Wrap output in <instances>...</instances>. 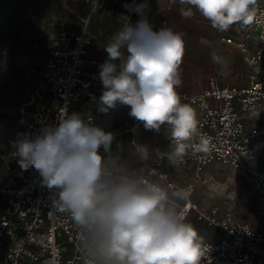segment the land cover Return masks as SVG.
I'll return each instance as SVG.
<instances>
[{"label": "clouds", "instance_id": "obj_1", "mask_svg": "<svg viewBox=\"0 0 264 264\" xmlns=\"http://www.w3.org/2000/svg\"><path fill=\"white\" fill-rule=\"evenodd\" d=\"M181 15L193 9L218 31L245 28L256 21L257 0H178ZM140 18L119 27L104 45L107 59L99 66L103 85L100 110L117 103L147 130L170 126L179 141L173 155L181 158L184 141L197 134L193 107L182 103L179 66L184 40L170 27L153 30L147 0L124 5ZM114 135L72 113L35 134H20L5 159L34 168L42 184L54 189V208L68 213L82 245L99 264H201L210 246L187 220V188L166 187L152 179L153 168L122 164L111 152ZM208 141L197 146L207 151ZM141 159L143 157L141 156Z\"/></svg>", "mask_w": 264, "mask_h": 264}, {"label": "built area", "instance_id": "obj_2", "mask_svg": "<svg viewBox=\"0 0 264 264\" xmlns=\"http://www.w3.org/2000/svg\"><path fill=\"white\" fill-rule=\"evenodd\" d=\"M82 1L87 8L76 14L79 27L60 30L50 40L38 71L42 83L18 109L17 126L0 152V264L97 263L83 247V236L70 215L54 208L55 190L42 184L34 168L24 170L14 159L5 163L18 135H35L42 126L58 123L74 113L84 98L100 101L95 87L100 82L99 66L105 59L89 54L95 41L88 27L96 10L130 16L133 12L124 5L131 6L132 2ZM255 7L257 19L252 25H233L219 34L220 42L241 53L248 67L247 82L221 83L215 74H210L200 91L179 94L181 100L196 109L198 121L197 134L184 141L187 147L181 158L173 155L180 142L171 134V150L166 153L157 144L145 146L136 140L134 133L139 123L124 129L132 132L131 144L141 162L153 168L152 179L163 186L187 188L191 195L195 190L191 182L181 184L167 177L162 166L169 156L176 164L192 170L200 181L209 165L222 163L248 183L260 221L258 228L229 211L201 208L191 195L184 202L187 220L194 215L210 231V237L199 233L210 246L201 264H264V171L251 165L256 156L264 153V0H257ZM31 72L36 70L32 68ZM84 119L97 125L94 114ZM202 139L208 141L207 151L197 147Z\"/></svg>", "mask_w": 264, "mask_h": 264}, {"label": "rangeland", "instance_id": "obj_3", "mask_svg": "<svg viewBox=\"0 0 264 264\" xmlns=\"http://www.w3.org/2000/svg\"><path fill=\"white\" fill-rule=\"evenodd\" d=\"M85 7L82 0H0V152L17 126L18 109L42 83L38 71L50 40L61 29L77 28L76 14ZM90 32L97 39L101 36L95 20ZM32 68L36 73L31 72ZM179 73L186 83L185 90L191 91L201 89L210 74H215L221 83L245 84L248 67L237 51L216 41L210 23L200 28V33L189 31L187 62L180 63ZM251 165L264 171V153L256 156ZM186 180L194 184L191 198L201 208L217 207L220 213L229 211L255 228L260 226L248 183L229 165H209L202 181L189 170ZM189 222L200 234L210 237L208 228L194 215Z\"/></svg>", "mask_w": 264, "mask_h": 264}, {"label": "crops", "instance_id": "obj_4", "mask_svg": "<svg viewBox=\"0 0 264 264\" xmlns=\"http://www.w3.org/2000/svg\"><path fill=\"white\" fill-rule=\"evenodd\" d=\"M130 1L133 4V0ZM142 2H143L142 0H135V3L137 4ZM181 7L182 6L178 3V0H147V8L145 9V14L147 15V19L149 20V22L152 24L154 31H158L162 27H170L174 31L182 35L184 40V55L182 57L181 63L182 62L186 63L189 31H196L200 33V28L204 29L208 27L210 21H208L206 18L201 16L198 11H195V9H193V15L191 17H184L181 15L180 12ZM86 8L87 7H85L80 11H83ZM130 17L131 19H129ZM139 18L140 17L134 12L130 16H128L124 12L117 15L109 12L108 10L94 11L88 27V32L93 37L95 43L89 49V54L95 58L106 60L107 53L104 50V45L107 42H109L112 34L125 23L135 24ZM126 19L128 20L126 21ZM93 20L98 22L100 25L101 36H99V39H97L94 32H93L94 34L90 32V26L93 23ZM78 27H79V23H78ZM220 33L221 31H218L217 29L212 27V34L218 43H222L219 41ZM229 47L233 48L235 51L239 53L241 61L243 62L241 53L238 50H236L234 47L232 46ZM180 78H181V85L179 88H177L178 94H180L181 92H197L204 87L203 86L201 89L198 90H191V91L185 90V88H187L186 83H183L181 76ZM103 90H104L103 85L100 81L98 86L95 87V91L99 96H101ZM183 102L186 103L185 101ZM100 108H101V104L99 100L94 98H84L78 102L74 110L75 113L81 114L83 118H86L91 114H94L97 120L96 126L103 128L106 132L113 133L114 140L111 145V152L105 154L103 148L100 149L101 153L104 154L106 157L113 156L117 158L120 163L126 164L127 166L133 169L139 170L141 167H144V164L137 156L131 144L132 132L124 131L126 127L135 125L137 123H139V125L135 129L134 135L139 143L145 146L157 144L166 153L170 152L171 150V145L169 143V136L171 134L170 126L162 125L158 131L147 130L144 128L142 122L135 120L133 117L129 115L130 112L129 106L121 105L117 103L115 108L109 109L107 112H102ZM193 109L197 114L196 109L194 107ZM162 170L165 171L167 177L175 180L178 183L182 184L189 182L186 180V177H187V171H189L190 169H187L186 167L176 164L173 161L172 157L170 156L165 158L162 166Z\"/></svg>", "mask_w": 264, "mask_h": 264}]
</instances>
